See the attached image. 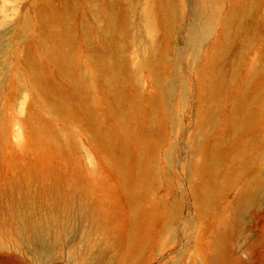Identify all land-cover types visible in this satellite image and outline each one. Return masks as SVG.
Here are the masks:
<instances>
[{
  "label": "rangeland",
  "instance_id": "1",
  "mask_svg": "<svg viewBox=\"0 0 264 264\" xmlns=\"http://www.w3.org/2000/svg\"><path fill=\"white\" fill-rule=\"evenodd\" d=\"M162 1L104 2L129 24L117 52L89 38L87 28L98 34L107 26L96 0H0V264H264V0H169L176 15L154 32L166 52L160 73L174 86L169 96L144 64L151 33L143 16ZM205 7L215 25L196 45L188 29ZM65 35L69 61L40 54V42L57 50ZM30 47L42 85L27 64ZM116 54L120 69L112 74L95 63ZM64 67L72 76L83 70L82 88ZM42 91H55L71 111L53 109ZM135 96L149 103L129 123ZM243 101L253 116L236 133L231 125L244 115ZM33 125L62 139L48 164L38 165ZM132 129L151 132L142 164L154 169L141 186L125 180L120 166L136 149L121 144ZM216 147L224 154L218 164ZM37 167L46 172L42 181L31 174ZM79 170L91 173L92 187ZM212 177L220 189L205 208L196 189ZM256 179L255 199L241 205ZM57 184L74 189L77 201L101 204L105 229L89 234L88 222L53 209ZM13 212L41 223L49 246L30 242Z\"/></svg>",
  "mask_w": 264,
  "mask_h": 264
},
{
  "label": "bare ground",
  "instance_id": "2",
  "mask_svg": "<svg viewBox=\"0 0 264 264\" xmlns=\"http://www.w3.org/2000/svg\"><path fill=\"white\" fill-rule=\"evenodd\" d=\"M99 2L100 5L95 4L94 5V11L97 14L103 13L107 16V26L100 30V33H93V31H90L89 28L86 30L89 32V38L93 39L96 36L101 37L103 39V45L107 48H114L115 50H119V46L117 45L118 38L123 35L126 28V33L129 24L127 22L120 19V12L114 8V6L108 2L104 3L106 0H96ZM73 3V2H72ZM104 3V4H103ZM74 4V3H73ZM72 6V4H69ZM175 14V5L168 1H162V4L160 6V9H155L153 6H150L146 9L144 13V21L146 23L148 31H150L151 35L149 37V46H150V56H148L144 64L147 65L154 78L156 84L160 87L162 94L165 96H169L173 89V83L170 82L165 76L163 77L160 73L159 67H165V56L166 52L164 53L160 48L158 47V41L155 36V31L159 29L162 25V23L167 22L170 23ZM176 15V14H175ZM197 17L195 20L191 23L189 26V33H188V41L190 43H195L196 45L200 44L206 37V35L210 32V30L215 25V19L211 14V9L209 7L203 8L199 13L197 12ZM69 41V35H65L61 40V47L59 49H51L50 47H47L44 42H40L38 48L40 49V54L42 53H49L50 55L57 56L58 55L62 58L63 62L69 61V54L66 50L67 43ZM32 51V47L29 48L28 54ZM117 54L115 56H110L107 59H98L95 61V63L100 67V69L104 70L107 74H112L111 72L118 71L120 69V65L117 61ZM28 67L30 70H32L34 83L38 82L42 85L41 79H39V76L36 74L39 69V64L34 58V56L30 53V58L27 61ZM69 64V63H68ZM38 67V69H37ZM92 67V66H91ZM93 69V68H92ZM213 70V69H212ZM209 71V68H208ZM64 72L72 78V82L76 81L78 83V86L80 88L83 87L87 75L83 72L82 69H78L74 75L72 76V72L68 71L66 67H64ZM213 72H215L213 70ZM97 73V72H96ZM89 76L90 81L95 80V76L93 73ZM115 74V73H114ZM214 75V74H212ZM32 78V79H33ZM94 83V82H92ZM218 82L214 81V84L216 86ZM42 87V86H41ZM46 96L51 97L52 101V108L55 110H59L62 113H69L70 110V104L66 100H59L55 96V91H42ZM85 92V91H80ZM63 95V94H62ZM45 96V97H46ZM148 100V101H147ZM240 100V99H239ZM149 103V99H147L144 96H135L132 100H130L131 103V111L126 116L127 121L130 123L132 119H136L137 116L135 115L137 112L142 110V108L145 106V102ZM82 103L85 106H89L86 101H82ZM242 107L244 109V115L242 117L234 118L232 121V130L236 133H241L250 123V120L253 116V112L250 110L249 105L247 102H242ZM89 109L88 111H90ZM40 114V113H39ZM91 114V113H90ZM37 122L39 121L38 117H34ZM40 122V121H39ZM40 124V123H39ZM22 125H25L22 123ZM38 125V124H37ZM37 125H33L31 127V135H34L37 138V142L35 145H33V150L35 151V155L38 158L37 162L38 165L42 164H48L49 159L52 155H54L57 151L60 150L62 146V139L58 132L56 131H47L46 128H38ZM100 137L101 134L99 132H96ZM147 135L140 136L139 134H135V131L132 129L129 131L128 136L124 137L121 141V144L124 145V143L127 142L128 145H134L136 149H134V153L130 155L129 159L125 163V160L123 163H120L121 169H122V175L124 176V179L129 181L130 184L133 183L141 186L146 183L147 178L152 174V171L154 169V165L152 164L149 168L147 167V164L145 167H143L142 162L146 161V153L149 149V142H150V135L151 132L147 131ZM103 142L102 139L98 138ZM4 143L7 145V137L4 138ZM109 144V142H108ZM224 157L223 151H221L220 147H216L212 153V162L214 164H218L222 158ZM42 162V163H41ZM78 165V164H77ZM134 166L141 167L140 172L138 174H135L133 170L135 169ZM31 174L35 175V177L39 180H43L45 178L46 172H43L41 168H32L30 169ZM134 174V175H132ZM131 175V176H130ZM84 177L87 181V186L92 187L93 181L91 182L89 177H91V173H86L83 170L78 171V177ZM27 179V178H25ZM15 183V182H14ZM22 183V182H21ZM28 185V182H27ZM16 186V185H15ZM24 186V185H23ZM261 181L256 179L254 184L250 186L246 190V195L243 199V202L241 205H246L248 203H251L255 196L257 195L258 191L261 188ZM220 189V183L216 180L215 177H212L210 181H208L206 184L201 186L200 188L196 189V193L200 198L201 203L205 208H209L211 205L212 200L215 198V196L218 194ZM56 192H57V202L53 206V209H56L57 211L64 210L66 213V216H68L70 219L75 218L78 221H85L88 222L89 225L87 226L89 230V234L96 231H101L105 229L106 219L107 216L105 214V211L102 208L101 204H95L93 206L87 205L84 201L80 200L77 201L75 199V190H67L64 185L57 184L56 185ZM37 199V198H36ZM23 200V199H22ZM24 204L29 207V205H32L34 203V200L32 199H25ZM15 207V206H14ZM29 210V209H28ZM13 211V210H11ZM29 212V211H28ZM27 212V213H28ZM13 216L18 221L19 224L25 227L23 234L28 238V240L32 243H35L37 245L48 247L49 243L46 241L47 231L46 228L41 223L37 222H29L28 214L24 215H18L17 213L13 212ZM22 228V227H21ZM95 264H101L100 262H95Z\"/></svg>",
  "mask_w": 264,
  "mask_h": 264
}]
</instances>
